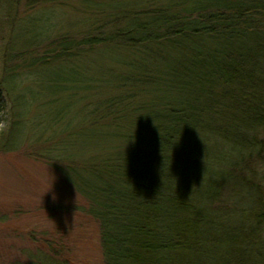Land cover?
<instances>
[{
    "label": "trees",
    "instance_id": "16d2710c",
    "mask_svg": "<svg viewBox=\"0 0 264 264\" xmlns=\"http://www.w3.org/2000/svg\"><path fill=\"white\" fill-rule=\"evenodd\" d=\"M103 12L123 22L25 66L38 41L12 32L0 86L16 118L0 151L22 145L29 105L49 101L46 125L87 99L65 130L92 157L65 151L56 170L99 228L101 264H264V0H127ZM46 241L52 264H72L67 243Z\"/></svg>",
    "mask_w": 264,
    "mask_h": 264
},
{
    "label": "rangeland",
    "instance_id": "374dc122",
    "mask_svg": "<svg viewBox=\"0 0 264 264\" xmlns=\"http://www.w3.org/2000/svg\"><path fill=\"white\" fill-rule=\"evenodd\" d=\"M126 1L22 0L13 7L12 13L7 14L4 13L5 6L0 7L3 15L0 13V80L1 55L5 44L13 40V31L26 42L38 41L28 48V56L19 62L25 66L26 60L53 49L61 40L80 41L87 33L106 32L110 23L121 24L123 20L102 11ZM136 6L132 7L133 11L140 9ZM94 58L97 65L103 67L102 58ZM34 78L37 80L32 82V90L37 91L44 83L40 76ZM23 87L28 86H22L24 91ZM3 91L0 86V132L7 133L16 117L13 104ZM53 103L56 107L57 103ZM91 104L87 99L82 100L78 105L67 107L65 115L55 119L56 122L47 121L46 125L42 119L45 113L50 115L49 101L29 105L32 110L25 120L28 125L25 124L23 130L22 145L16 150L0 151V264H52L40 253H50L47 241L54 243L53 246L57 242L67 243L65 256L68 254L67 259L72 264H101L99 228L90 217L74 211L85 202L75 195L56 170L61 162L58 156L65 151L69 155L77 154V159L82 158L73 135L75 130L69 127L66 131L65 126L71 120L74 126L75 117L87 113ZM45 109L49 112H44ZM34 139L36 141L32 143ZM112 144L102 147V154L105 155L107 149L114 146ZM50 150L53 153L49 154ZM257 164L264 169L263 165ZM41 240H47V244L43 246ZM55 261L60 263L58 259Z\"/></svg>",
    "mask_w": 264,
    "mask_h": 264
}]
</instances>
